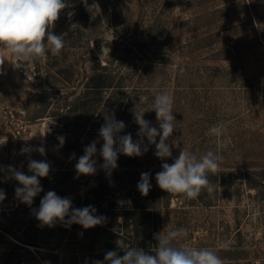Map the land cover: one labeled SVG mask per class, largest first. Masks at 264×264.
I'll return each mask as SVG.
<instances>
[{"label":"rangeland","instance_id":"rangeland-1","mask_svg":"<svg viewBox=\"0 0 264 264\" xmlns=\"http://www.w3.org/2000/svg\"><path fill=\"white\" fill-rule=\"evenodd\" d=\"M85 2L67 0L51 29L65 36L60 55L31 63L4 56L0 166L32 175L29 160H46L51 170L40 178L43 191L31 206L16 199L18 182L0 171L6 197L0 202V264H94L109 250L123 256L129 246L154 255V234L177 228L188 235L174 246L210 249L223 264H264V0H95L97 13L88 8L94 0ZM109 52L116 54L118 77L99 93L91 76ZM155 92L174 97L172 156L157 158L155 145L139 157L120 154L97 202L89 197L88 176H77L78 158L97 140L93 159L100 169L98 133L113 113L126 125L119 135L138 132L131 110L140 96L149 98L144 119L159 128L151 111ZM222 121L227 135H210ZM225 141L228 147L220 149ZM39 146L44 155L21 152ZM182 149L198 158L210 150L223 156L219 171L208 173L215 191L195 199L167 193L153 172L151 189L142 195L141 173L133 170H162ZM48 191L71 198L73 208L94 206L105 221L91 229L60 221L41 227L33 210Z\"/></svg>","mask_w":264,"mask_h":264},{"label":"clouds","instance_id":"clouds-1","mask_svg":"<svg viewBox=\"0 0 264 264\" xmlns=\"http://www.w3.org/2000/svg\"><path fill=\"white\" fill-rule=\"evenodd\" d=\"M68 6L67 0H0V69L5 62V55H10L23 63L37 60L44 62L49 54L60 55L65 48V36L54 34L51 29L62 10ZM88 8L89 11L97 13L99 5L94 0ZM138 98V103L134 104L131 111L135 123L139 125L137 136L140 139L134 141L130 133L119 135L126 125L123 121L117 120L114 113L105 118V123L99 129V138L103 140L99 150L103 158L100 168L109 175L118 167L117 160L120 154L139 157L148 150V145H155L154 155L157 158L163 160L172 156L168 139L175 129L176 120L172 111L174 97L166 92L154 94L151 111L156 114L159 128L151 126L150 122L144 119L145 113L148 112L144 105L149 98L147 96ZM227 133V122L222 121L209 128V134L217 138L225 137ZM144 137L147 138L146 145L143 143ZM57 139L59 146H63L65 137L61 135ZM97 143V140H93L85 146L84 154L75 164L77 176L96 174L97 161L93 157L97 153ZM227 147L226 141L219 145L220 149ZM33 150L41 155L45 154L43 146L35 149L22 148L21 152L27 153ZM72 158H75L74 153L70 159ZM222 161L223 156L219 152L210 150L198 158L193 152L182 149L178 158L171 164H162V171L156 173L155 179L163 191L184 194L187 198L195 199L202 191L209 194L215 191L216 186L209 180L208 173L218 172ZM5 169L10 174L8 178L18 182L19 186L14 190L16 199L31 206L34 198L43 191L40 178L49 175L51 165L46 160L30 159L28 171L32 175H26L11 165L0 166V171ZM150 175L149 172L141 173L137 184L139 192L144 196H147L151 189ZM5 198L3 189H0V202ZM33 212L41 227H53L57 221H60L68 226L78 224L84 229H91L101 225L106 219L102 215H97V210L92 205L73 208L71 198H62L54 191H48L41 199L38 210L34 209ZM187 235L188 232L184 228L164 229L154 234L157 241L154 255L141 248L129 246L124 249L123 256L118 255L117 251L109 250L103 261L96 260L94 264H223V260L210 249L174 246L173 241Z\"/></svg>","mask_w":264,"mask_h":264},{"label":"trees","instance_id":"trees-1","mask_svg":"<svg viewBox=\"0 0 264 264\" xmlns=\"http://www.w3.org/2000/svg\"><path fill=\"white\" fill-rule=\"evenodd\" d=\"M115 55L116 54L114 52H109L108 55L105 56L106 57L105 61H103L101 59L98 60L99 68H97V70L94 73V75L91 76L92 81H93V85L92 86L94 88H96V90L99 93H101L102 90L105 87L111 86L112 83H114L115 80L118 77L115 74V72H114L115 68L113 67L114 63H115V60H116V56ZM125 57H126V55L123 56V58H122L124 60V64H126V60H127ZM127 133L128 132H125V134H127ZM129 133L132 135V138H133L134 141L140 139L137 136V133H138L137 129L129 130ZM133 171H134V173L136 172V174L137 173H144V172H149L150 174H152L153 172H157L158 173V172H160L162 170H155V169L150 168V166H149L148 168H146L144 170H141V169L140 170H135L134 169ZM117 173H119V172H117ZM108 175H107L106 171L101 169V168L97 170L95 175H87L88 178L91 180V186H90L91 191H90L89 197L95 195L96 199H97V202L99 201L98 199H100L108 191V185H107V181L109 180ZM150 211H151V209H150ZM152 229H153V226L150 225L148 227V233H150L149 235H151ZM23 242L26 243V244L36 245V244H34V242L33 243L32 242H28V241H23ZM150 244H153L151 238H150ZM151 249H153V248H151ZM97 260L102 261L103 259H99L98 258ZM77 264H81V263L77 262Z\"/></svg>","mask_w":264,"mask_h":264},{"label":"water","instance_id":"water-1","mask_svg":"<svg viewBox=\"0 0 264 264\" xmlns=\"http://www.w3.org/2000/svg\"><path fill=\"white\" fill-rule=\"evenodd\" d=\"M101 50H102L103 53H106V52H107V49L104 48V47H103ZM103 50H104V51H103ZM35 134L37 135V134H38V131H36Z\"/></svg>","mask_w":264,"mask_h":264},{"label":"bare ground","instance_id":"bare-ground-1","mask_svg":"<svg viewBox=\"0 0 264 264\" xmlns=\"http://www.w3.org/2000/svg\"><path fill=\"white\" fill-rule=\"evenodd\" d=\"M39 133V132H38Z\"/></svg>","mask_w":264,"mask_h":264}]
</instances>
